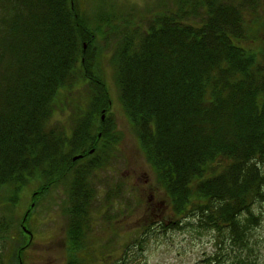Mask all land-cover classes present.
<instances>
[{
    "label": "trees",
    "instance_id": "1",
    "mask_svg": "<svg viewBox=\"0 0 264 264\" xmlns=\"http://www.w3.org/2000/svg\"><path fill=\"white\" fill-rule=\"evenodd\" d=\"M99 1L0 0V203L15 207L30 186L47 189L79 161L89 174L90 156L114 149L97 70L106 50L174 216L194 215L247 246L253 207L264 200V1L160 0L145 11ZM74 89L70 124L50 126ZM81 182L76 175L70 187L66 264L87 260L92 218ZM7 229L0 220V264H20L25 238L17 231L20 247L8 251Z\"/></svg>",
    "mask_w": 264,
    "mask_h": 264
},
{
    "label": "rangeland",
    "instance_id": "2",
    "mask_svg": "<svg viewBox=\"0 0 264 264\" xmlns=\"http://www.w3.org/2000/svg\"><path fill=\"white\" fill-rule=\"evenodd\" d=\"M93 1L82 0L87 6ZM106 1L100 0L99 4ZM116 1L122 7L145 11L159 5L160 0ZM89 9L91 13L92 7ZM96 43L100 45V40ZM105 51L97 55V70L111 99L107 110L103 109L114 124L113 135L118 142L108 154L90 156L92 166L97 167H92L89 174L88 162L79 161L47 189L36 193L37 184L30 186L15 207L0 203V220L8 226L6 232L11 237L4 242L6 250L20 247L16 242L19 231L21 241L25 238L20 264H66L69 194L73 177L78 175L82 177L79 190L89 198L85 209L92 218L86 231L87 260L82 264H264V200L253 207L257 220L247 235V246L233 245L225 230L218 233L199 227L194 215L180 219L174 216L126 118ZM78 96L79 90L74 89L62 100L63 109L54 110L50 126L68 127Z\"/></svg>",
    "mask_w": 264,
    "mask_h": 264
},
{
    "label": "water",
    "instance_id": "3",
    "mask_svg": "<svg viewBox=\"0 0 264 264\" xmlns=\"http://www.w3.org/2000/svg\"><path fill=\"white\" fill-rule=\"evenodd\" d=\"M83 47L85 48V45ZM78 157H80V155L74 156L73 160H76Z\"/></svg>",
    "mask_w": 264,
    "mask_h": 264
}]
</instances>
